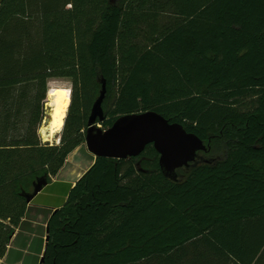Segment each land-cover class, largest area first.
<instances>
[{
    "label": "trees",
    "instance_id": "trees-1",
    "mask_svg": "<svg viewBox=\"0 0 264 264\" xmlns=\"http://www.w3.org/2000/svg\"><path fill=\"white\" fill-rule=\"evenodd\" d=\"M52 78L73 83L59 143L40 134ZM104 81L103 129L154 110L208 149L177 180L153 144L95 158L36 264H264V0H1L0 264L23 258L27 195L86 152Z\"/></svg>",
    "mask_w": 264,
    "mask_h": 264
},
{
    "label": "water",
    "instance_id": "water-1",
    "mask_svg": "<svg viewBox=\"0 0 264 264\" xmlns=\"http://www.w3.org/2000/svg\"><path fill=\"white\" fill-rule=\"evenodd\" d=\"M106 92V82L104 81L101 93L95 100L89 116L85 141L86 152L76 149L67 159V161L70 159L77 163H89L85 171L73 179L75 183L94 164L95 158L104 156L123 159L138 156L148 144H153L160 154L159 163L163 173L167 177L177 180L178 171L181 168H187L191 163L197 162L200 152L207 151V145L199 136L187 131L181 123L172 122L154 110L123 115L112 126L103 129L99 122L105 119L103 102ZM51 119L52 115L47 116L45 123L49 125ZM62 171L63 169L58 178H61V174L64 172ZM45 185L47 182H40L35 186L34 192L27 195L29 203L34 200ZM66 200L54 210L62 206ZM54 210L47 211L44 218L46 222ZM47 240L48 235L46 236ZM43 260L42 255L40 262Z\"/></svg>",
    "mask_w": 264,
    "mask_h": 264
},
{
    "label": "crops",
    "instance_id": "crops-1",
    "mask_svg": "<svg viewBox=\"0 0 264 264\" xmlns=\"http://www.w3.org/2000/svg\"><path fill=\"white\" fill-rule=\"evenodd\" d=\"M71 161L70 159L67 161L68 164L65 165L63 171ZM74 184V180L70 177L58 178L57 176L47 183L30 203L29 211L23 218V226L17 229L13 236L14 243L11 245L14 249L11 254L13 260L18 258V251L22 252L23 258L17 261V264H23L24 260L26 264H36L40 261L47 236L48 224L44 219L45 215L47 211L54 210L67 199L68 191ZM5 258L1 260V263L5 262Z\"/></svg>",
    "mask_w": 264,
    "mask_h": 264
},
{
    "label": "rangeland",
    "instance_id": "rangeland-1",
    "mask_svg": "<svg viewBox=\"0 0 264 264\" xmlns=\"http://www.w3.org/2000/svg\"><path fill=\"white\" fill-rule=\"evenodd\" d=\"M1 1V0H0ZM171 18L170 14H165L164 16H162V19H167V17ZM62 86V87H66V88H55V89H50L52 86ZM72 80L70 78H52L49 80V92H48V96H47V102H46V117L50 116L52 114V99L50 97V92L53 91H62L65 95H67L70 100L72 99ZM69 87V88H67ZM71 103V101H70ZM70 107V105H69ZM69 111V108H68ZM68 111L66 113L63 114V119H62V125L60 127V129L54 133L51 137L48 136V130L47 127L48 125L45 123V119L42 123L41 129H40V134L41 137L43 138L44 141L50 142V143H59L61 140V134H62V129L64 126V122H65V118L68 114ZM101 126V125H100ZM43 131V132H42ZM89 165V163L87 162H82V163H77L74 162L69 163L68 167L65 169V171L61 174V178H65V177H70L72 179H76L78 176H80L85 169L87 168V166Z\"/></svg>",
    "mask_w": 264,
    "mask_h": 264
},
{
    "label": "bare ground",
    "instance_id": "bare-ground-1",
    "mask_svg": "<svg viewBox=\"0 0 264 264\" xmlns=\"http://www.w3.org/2000/svg\"><path fill=\"white\" fill-rule=\"evenodd\" d=\"M50 97L52 99L51 101L53 106L51 114L52 119L47 127V130L49 131L48 136L51 137L60 129L62 125L63 114L68 111L71 100L62 91L50 92Z\"/></svg>",
    "mask_w": 264,
    "mask_h": 264
}]
</instances>
